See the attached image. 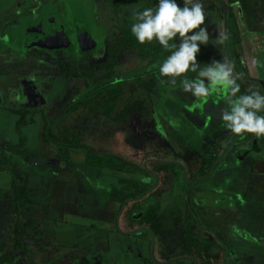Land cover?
<instances>
[{
  "label": "rangeland",
  "instance_id": "obj_1",
  "mask_svg": "<svg viewBox=\"0 0 264 264\" xmlns=\"http://www.w3.org/2000/svg\"><path fill=\"white\" fill-rule=\"evenodd\" d=\"M40 1L0 0V32L8 31L2 28L6 22L13 21L14 33H10V39L24 37L34 24L30 21L33 17L29 12H34L31 7ZM200 2L206 15L201 27L207 28L210 40L207 45H200L199 54L214 56L221 62L225 58L229 60L224 44H216L218 35L225 32L218 0ZM176 3L184 6L183 0ZM157 4L158 0H46L42 3L37 12L45 17L56 16L65 29L71 31L67 40L48 48L29 40L35 46L32 52H20L23 46L17 47L18 50L0 48V150L15 146L19 141L17 116L10 108L44 109L46 115L54 119L77 95L86 92L84 79L58 76L57 65L88 57L86 61L95 67L90 80L109 74L116 80L126 81L125 97L131 96L133 101L137 95L146 98L143 112L135 113L128 124L122 126L100 114L88 116L78 111L68 115L57 127H69L79 143L97 154L112 155L150 170L152 174L138 177L136 185L141 189L157 186L149 199L145 197L137 205L145 209L151 197L157 202L161 219L158 227L140 226L141 213L131 211L132 202L121 210L122 203L137 190L125 183L132 176L86 167L79 154L73 157V163L61 162L44 142L43 123L35 118L22 129L32 155L27 164L19 165L18 169L25 174L34 214L42 220L43 239L39 244L45 250L40 252L30 237L25 239L32 246L28 254L13 249L8 226L12 217L9 202L14 194L11 175L2 172L0 264H79L83 259L90 264H156L161 258L169 264H177V260L182 264H221L225 247L221 240L222 229L230 226L231 218L236 216L220 207L221 199L227 193L231 194L229 198L235 197L240 188L236 182L239 170H243L241 165L250 166L251 157L264 158V139L258 142L263 151L250 152L248 161L237 166L231 154L243 143L241 136L231 139L230 131L220 119L221 111L229 107L222 90L200 99L183 92L179 79L175 85L161 84L156 76L155 88L150 97H145L134 80L141 77L145 88L153 76L146 73L149 67L139 61L133 51L118 54L114 67L100 69L107 61L108 47L119 41L124 22L127 25L135 22L132 11ZM208 6H213V10ZM76 28L86 30L88 36L77 39ZM238 31L242 36L235 47L240 63L237 68L241 76L247 78V81L240 80L244 85L255 84L257 87L253 86V90L260 93L264 89V32L247 30L245 36L241 25ZM7 45L13 47L11 43ZM245 49L254 63L245 58ZM255 79L262 83H255ZM258 114L264 115V112ZM229 139L232 142L226 150ZM253 141L248 139L245 148L253 147ZM155 148H161L157 152L160 158L174 164L160 165L149 159L148 151ZM205 178L207 182L198 183ZM6 257L14 261L7 263Z\"/></svg>",
  "mask_w": 264,
  "mask_h": 264
},
{
  "label": "trees",
  "instance_id": "obj_2",
  "mask_svg": "<svg viewBox=\"0 0 264 264\" xmlns=\"http://www.w3.org/2000/svg\"><path fill=\"white\" fill-rule=\"evenodd\" d=\"M42 3H46V0H41L38 5L31 7V9H36V11L40 10ZM218 4L222 13V21H224L223 6L225 7L226 13L224 32L228 35V40L224 43V48L227 53L226 57L234 64V72L242 75L237 68L240 63L238 62L239 57L235 48L237 43H240V37L242 36L239 35L240 31H238V29L240 25L244 27L245 32H243V35L245 34V36L247 30L254 32H262V30H264V0H218ZM208 9L213 10V6H208ZM34 13L36 16L43 15L42 12ZM13 23V21L6 22L4 24L5 30ZM131 26L132 25H127V23L124 22L119 33V41L108 47L107 61L100 65V69L104 70L114 67L116 65L115 58L120 53L135 52L138 60L145 62L147 67H149V71L146 72L145 70V72L152 75L153 78L145 88L141 77H137L134 82L138 87L142 88V94L145 95V97H150L151 91L155 88L157 83V79H155L156 76H158L159 80L167 79L161 77L159 66L171 52L165 50L155 41L150 44L138 43L131 32ZM2 33L3 32H0V36H2ZM37 37V43L41 46H47V48L52 44H60L48 41L41 36ZM4 41H6V39ZM2 42L3 39L0 37V46ZM173 42L177 45L179 44L177 38ZM27 51L32 52L33 46H23L20 52ZM87 59L88 57L82 56L77 60L63 61L57 65L58 76L84 79L86 81L87 90L83 94L77 95L67 108L56 118L50 119L46 115L44 109L35 110L29 107L18 106L9 109L10 112L17 116L16 131L19 134V141L15 146L0 150V173L8 172L11 175V188L14 196L9 202V210L12 217L8 230L12 236V247L17 252L23 251L28 254V252L32 250V246L25 242V239L29 237L36 242V247L40 252L45 250L44 246L39 244L43 239L40 228L42 220L37 218L34 214V203L27 194L25 174L18 169L19 165H26L29 157L32 155L27 148L26 140L21 132L24 127L32 124L35 118H39L43 123L41 134L44 142L51 147L58 160L61 162L73 163V157L79 154L83 156L82 164L86 167L132 176V178L126 179L125 183L129 186H134L137 190L134 194L128 196L129 199L127 198L122 203L121 210H124L128 202H132L133 206L131 211L141 213V217L138 221L140 226L152 225L153 227H158L159 207L157 202H150V205L145 207V209H141V207L137 205L139 204L138 202L145 197L147 190H149L139 188L136 185L138 182L137 178L152 173L150 170L146 168V171L142 167L134 166L112 155L97 154L87 145L79 143L69 127L65 126L60 129L57 127L59 122L64 121L68 115L75 114L78 111L84 112L88 116L100 114L102 117L122 126L128 124L132 115L143 112L146 98L142 99L141 95H137L136 100L133 101L131 96L125 97L127 87L126 81L116 80L109 74L98 77L95 80H90V77L94 75L95 67L91 66L90 62L86 61ZM213 60L220 61L214 56L197 54V61L201 68L205 67L206 64H210ZM186 75L187 78H198L197 73L188 72ZM240 79L247 81V79L242 76ZM240 79L237 80V83L240 85V92L237 93L238 96L251 94L249 89L251 88L253 90L254 87H257L255 84L244 85ZM135 92L136 89L133 93ZM123 100L126 101L124 102ZM122 102L124 103L121 105ZM160 150L161 148H155L153 151H148L150 155L149 159H153L154 162L160 165L173 164L172 162L164 163L162 161L164 159L160 158L157 154ZM155 170L156 167L153 168V171ZM27 256L29 257V255ZM6 261L7 263H11L14 260L10 257H6ZM79 264L90 263L86 259H83Z\"/></svg>",
  "mask_w": 264,
  "mask_h": 264
},
{
  "label": "clouds",
  "instance_id": "obj_3",
  "mask_svg": "<svg viewBox=\"0 0 264 264\" xmlns=\"http://www.w3.org/2000/svg\"><path fill=\"white\" fill-rule=\"evenodd\" d=\"M180 7L176 0H158V4L143 10L134 9L131 32L140 44L157 42L171 54L159 66L160 83L175 85L180 80L182 91L193 97L207 99L212 92L222 90L225 103L229 106L220 113L224 127L236 136L254 134L264 138V95L249 89L251 94L239 95L237 80L241 75L234 72V64L223 59L213 60L201 68L197 61L200 45H207L210 37L205 24L206 15L200 0H183ZM195 30V31H194ZM191 33V35H189ZM178 38L179 44L173 41ZM228 40L221 33L216 44L223 45ZM172 42V43H170ZM197 73L198 78L189 80L187 73Z\"/></svg>",
  "mask_w": 264,
  "mask_h": 264
},
{
  "label": "crops",
  "instance_id": "obj_4",
  "mask_svg": "<svg viewBox=\"0 0 264 264\" xmlns=\"http://www.w3.org/2000/svg\"><path fill=\"white\" fill-rule=\"evenodd\" d=\"M244 51L245 58L254 63L251 54L246 49ZM256 81L262 83V80L255 79L254 82L257 83ZM260 94L264 95V89L260 90ZM230 135L232 140L237 138L231 132ZM253 136L254 134L244 133L241 138L245 143L248 139L254 140L252 152L263 151L258 143L259 139ZM250 156V153L240 152L236 155L232 154V159L238 166L245 164ZM251 158L250 166L241 165L243 168L240 166L243 170H239L237 175L236 183L240 188L235 197L229 198L231 194L227 193L221 199L220 207L230 210L232 215L236 214L231 218L230 226L222 229L221 240L224 241L225 247L221 253V264H264V158ZM159 261L162 264H169L164 258Z\"/></svg>",
  "mask_w": 264,
  "mask_h": 264
},
{
  "label": "flooded vegetation",
  "instance_id": "obj_5",
  "mask_svg": "<svg viewBox=\"0 0 264 264\" xmlns=\"http://www.w3.org/2000/svg\"><path fill=\"white\" fill-rule=\"evenodd\" d=\"M31 10H34V12H37L36 11V9H31ZM34 12H29V14H32V19H30V21H34V24L39 20V19H41V29L42 30H44L45 28H46V26H47V20H48V17L50 16V15H47L46 17L44 16V15H39V16H36L35 15V13ZM38 18V19H37ZM13 25V24H12ZM12 25L9 27V28H6V29H9L8 31H9V33H7L8 31H6V32H3L2 33V36H0V37H2V39H3V42H2V44H1V46H2V48H5V49H17V47H22V46H26V45H28V46H32L30 43V41L29 40H31V41H33V42H35V41H38V37L37 36H41V37H43L44 39H45V37H44V35L43 34H34V33H26V35H24V37H18V36H13V38L12 39H9L10 38V33H14L13 32V30H12ZM2 29H4L5 30V28H4V26H3V28ZM2 31V30H1ZM71 31V30H70ZM70 31H66L65 32V34H66V40H67V38H69V33H70ZM75 31H76V38L77 39H80V38H78V28H76L75 29ZM5 35H7V36H5ZM88 36V35H87ZM4 37H5V39H6V41H4L5 39H4ZM28 38H30V39H28ZM53 42H55V41H53ZM57 42V41H56ZM12 44L13 45V47H11L10 46V48H8V46L9 45H7V44ZM57 43H60V42H57ZM18 44V45H17ZM17 45V46H16ZM5 46H7V47H5ZM33 47H35V46H33ZM36 49V48H35ZM233 140H235V139H233ZM242 143L243 144H241L240 145V147L238 146V148H237V150L235 151V152H232V154H234V155H236V154H238V153H247V154H249L250 152H252V149H253V147H248V148H245V146L247 145V144H249L248 142L247 143H245L243 140H242ZM231 144H230V141H227L226 142V144H225V146H226V150H227V148L230 146ZM222 146V145H221ZM225 152L226 151H224L223 153H222V155H221V159H223V157H224V155H225ZM232 154H231V156H232ZM251 154V153H250ZM221 159H220V161L218 162V164L221 162ZM164 163L165 162H170V161H168L167 159H164V160H162ZM174 164V163H173ZM217 164V165H218ZM221 168H224V165L222 164V166H221ZM214 172V171H213ZM150 174H152V173H150ZM208 181V178H205V179H202V180H200V181H198V183L199 184H203V183H205V182H207ZM147 184H149V183H147ZM155 186H157V185H150V187H146L145 188V190H147V189H149V190H147V192H146V195H145V197H148L149 195L151 196V194H152V192L154 191V190H152ZM144 197V198H145ZM149 198V197H148ZM152 197L150 198V202H153L152 200ZM159 215H160V213H159ZM159 215H158V222H160L161 221V219L159 218ZM157 264H162V262H160V261H158V262H156ZM177 264H180V263H182L181 262V260H177V262H176ZM184 263V262H183Z\"/></svg>",
  "mask_w": 264,
  "mask_h": 264
},
{
  "label": "water",
  "instance_id": "obj_6",
  "mask_svg": "<svg viewBox=\"0 0 264 264\" xmlns=\"http://www.w3.org/2000/svg\"><path fill=\"white\" fill-rule=\"evenodd\" d=\"M223 17L224 26L226 25V13L225 7L223 6ZM65 26L60 22V20L54 16L50 15L47 20V26L44 30L41 29V19H39L35 24L30 25L27 33L43 34L45 39L48 41L64 42L66 40ZM88 33L83 28H78V38L83 39L87 37ZM247 79V78H246Z\"/></svg>",
  "mask_w": 264,
  "mask_h": 264
}]
</instances>
